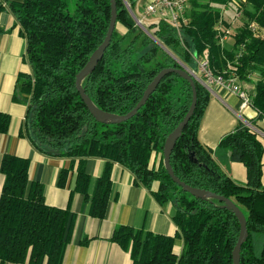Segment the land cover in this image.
I'll return each instance as SVG.
<instances>
[{
	"label": "trees",
	"instance_id": "16d2710c",
	"mask_svg": "<svg viewBox=\"0 0 264 264\" xmlns=\"http://www.w3.org/2000/svg\"><path fill=\"white\" fill-rule=\"evenodd\" d=\"M138 1L127 0L133 11ZM116 2L117 24L111 43L82 83L99 108L127 114L161 69L181 68L182 64L197 69L203 57L215 75L228 78L235 72L239 81L256 75L250 104L264 116V34L255 35L250 27L256 22L264 29V0H241L240 7L232 0H189L186 23L174 28L154 20L148 24L154 29L152 34L140 29L125 0ZM223 6H235L246 18L231 33L232 49L220 42L217 29ZM6 8L21 25L32 69L19 75L20 93H25L22 100L27 105L19 135H26L47 155L78 159L74 191L90 199L93 217L106 215L115 163L134 174L135 184L152 189L158 202L172 203L176 209L173 219L179 230L175 235L119 225L110 239L130 252L133 264H234L233 250L241 228L236 214L218 199L185 191L164 163L165 140L192 103L190 82L170 73L133 117L120 123L101 122L82 99L76 76L105 39L111 0H76L73 12L68 0H0V14ZM223 23L230 26L227 19ZM118 25L125 30L120 31ZM196 86V109L171 154L173 171L186 184L228 197L241 208L249 232L242 245L241 264H264V244L261 253H256L257 236H264V146L246 125L223 138L231 159L247 169L246 184L236 183L198 138L210 91L197 79ZM11 120L10 114L0 111V135L9 130ZM193 153L198 161L193 160ZM89 157L107 161L92 195L91 176L86 172ZM31 165L30 158L15 154L6 153L1 159L0 264H63L75 217L69 208L47 204L44 185L30 180ZM71 169L60 171V187L66 186ZM177 237L184 239L181 255L174 249Z\"/></svg>",
	"mask_w": 264,
	"mask_h": 264
},
{
	"label": "crops",
	"instance_id": "0c3cea01",
	"mask_svg": "<svg viewBox=\"0 0 264 264\" xmlns=\"http://www.w3.org/2000/svg\"><path fill=\"white\" fill-rule=\"evenodd\" d=\"M149 1H138L139 12ZM31 71L27 61V40L21 34V25L16 16L6 8L0 14V111L10 114L12 120L9 130L0 135V163L6 153L30 158V180L44 185L47 204L69 208L74 215L72 241L68 245L63 264H133L130 252L110 239L114 229L119 225H127L175 235L179 228L173 219L176 212L174 205L158 202L152 189L135 184L134 174L123 165L115 163L106 215L103 218L93 217L90 214V199L86 200L83 193L74 191L78 159L47 155L38 150L26 135H19L27 110L22 100L25 93H20L22 82L19 75ZM256 80L257 76L253 74L249 81H240L251 98L255 95ZM211 88L198 138L205 148L211 150L223 170L236 183L244 185L247 181L246 166L231 159L230 151L222 145V140L239 126L246 125L256 132L264 146V116L251 104L243 105V100L236 93L222 86L213 85ZM106 162V159L100 157L87 158L86 172L91 176L90 195L96 180L104 172ZM63 168L72 169L66 186L60 187L58 178ZM262 182L264 186V166ZM3 183L4 175L0 171V192ZM86 238L87 243L82 244ZM174 244L175 251L181 255L184 239L177 237Z\"/></svg>",
	"mask_w": 264,
	"mask_h": 264
},
{
	"label": "water",
	"instance_id": "95a60500",
	"mask_svg": "<svg viewBox=\"0 0 264 264\" xmlns=\"http://www.w3.org/2000/svg\"><path fill=\"white\" fill-rule=\"evenodd\" d=\"M111 20H110V25L107 31V34L105 36V39L103 42L100 44V46L94 51V53L91 55L85 66L80 70V72L76 76V87L78 91L80 92L82 99L88 106L89 110L91 113L101 122H112V123H120L124 122L131 117H133L138 110L147 102L149 99L150 95L157 89L159 86L160 82L163 80V78L170 74V73H177L181 77L187 79L192 87V92H193V98H192V103L191 106L186 113L185 117L183 120L178 124V126L167 136L165 143H164V149H163V154H164V163L167 171L169 172L170 176L173 178V180L178 183L185 191L193 194L196 197H207V198H214L218 199L219 201L223 202L224 206L230 210H232L237 218L239 219L240 222V235L238 238V241L236 243V246L233 250V261L234 264H241V249L243 243L247 240L249 236L248 232V227H247V218L244 214V212L241 210L239 206L235 204V202L223 195H219L215 192H212L210 190L202 189V188H197V187H192L185 182L181 181L176 174L173 171L170 158L172 151L176 145L177 140L179 137L182 135L184 128L190 121L191 117L194 114V111L197 106V86H196V78L193 74L189 72V70L182 66L181 68H175V67H166L161 69L153 78V80L149 83L147 86L143 97L139 101V103L136 105L134 109H132L129 113L127 114H115L112 112L105 111L101 108H99L94 101L91 99V97L86 93L85 88L83 87L82 83L86 75H88L90 72H92L101 59L103 58L105 51L109 47L112 36L114 33V30L116 28L117 24V2L116 0H111ZM192 158L194 161H198V159L195 156V153L192 154Z\"/></svg>",
	"mask_w": 264,
	"mask_h": 264
},
{
	"label": "built area",
	"instance_id": "2783aa9c",
	"mask_svg": "<svg viewBox=\"0 0 264 264\" xmlns=\"http://www.w3.org/2000/svg\"><path fill=\"white\" fill-rule=\"evenodd\" d=\"M241 0H232V3L236 7H240ZM189 0H150L140 12L139 15H136L137 25L141 26L146 20H162L169 23L174 28H180L182 23L187 22V17L185 15L188 8ZM234 6V7H235ZM230 8V6L222 7V16L218 24V33L221 36L220 42H223L231 35L232 26L228 28L224 26L223 21L226 19L225 12ZM242 16V10L239 12L236 10V18ZM250 27L253 29L255 35H263L264 29L257 24L252 22ZM186 67L195 78L204 84L209 91L212 89L213 85L222 86L234 93H236L242 100L243 105L250 104L251 96L250 94L242 87L238 76L235 72H232L230 77L225 78L223 75H215L209 66V61L206 58L198 59L197 69H192L185 64H182Z\"/></svg>",
	"mask_w": 264,
	"mask_h": 264
},
{
	"label": "rangeland",
	"instance_id": "374dc122",
	"mask_svg": "<svg viewBox=\"0 0 264 264\" xmlns=\"http://www.w3.org/2000/svg\"><path fill=\"white\" fill-rule=\"evenodd\" d=\"M126 6L128 8V10L130 11V13L135 17V19L137 18L136 15H139V6H136V8L134 9V11L131 9L130 4L127 2V0H125ZM75 4H76V0H68V9L73 12L75 9ZM225 16L227 19V22L232 26V32H236L239 27H241L244 22L246 21V18L242 15L239 18H236V9L231 6L226 12H225ZM154 21L153 19L150 20H146L144 23H142V25L140 27V29H142L146 34H152L154 29L149 28L148 24L150 22ZM118 28L120 31H124L125 28L122 27V25H118ZM140 30H138L139 32ZM163 45V44H162ZM223 45L228 48V49H232L234 46V38L230 35L224 42ZM163 49L168 52L171 56H173L174 58L178 59V56L175 55L171 50H169L167 47H165L163 45ZM264 244V236L263 235H258L257 236V242H256V253L260 254L262 247Z\"/></svg>",
	"mask_w": 264,
	"mask_h": 264
}]
</instances>
